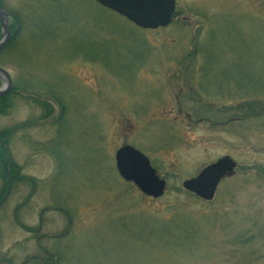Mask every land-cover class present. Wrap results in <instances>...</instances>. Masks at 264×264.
Listing matches in <instances>:
<instances>
[{
	"label": "rangeland",
	"instance_id": "rangeland-1",
	"mask_svg": "<svg viewBox=\"0 0 264 264\" xmlns=\"http://www.w3.org/2000/svg\"><path fill=\"white\" fill-rule=\"evenodd\" d=\"M176 1L169 26L144 29L96 0H4L12 37L23 27L0 66L54 111L21 97L0 119L36 122L11 145L29 179L0 211L2 264H264V113L213 126L186 96L226 119L264 102V0ZM126 144L166 180L162 197L119 175ZM227 155L238 166L213 200L184 192Z\"/></svg>",
	"mask_w": 264,
	"mask_h": 264
},
{
	"label": "water",
	"instance_id": "water-1",
	"mask_svg": "<svg viewBox=\"0 0 264 264\" xmlns=\"http://www.w3.org/2000/svg\"><path fill=\"white\" fill-rule=\"evenodd\" d=\"M101 5L124 16L144 29L166 27L173 21L176 0H96ZM2 37L0 51L10 41L9 13L0 9ZM0 76L4 80L0 87V97L13 86L9 70L0 66ZM115 165L120 176L132 182L143 194L154 198L162 197L166 190V180L161 178L149 157L133 145L126 144L115 152ZM237 162L230 156H223L203 167L195 176L182 182L184 189L204 200L214 199L219 183L232 175Z\"/></svg>",
	"mask_w": 264,
	"mask_h": 264
},
{
	"label": "trees",
	"instance_id": "trees-1",
	"mask_svg": "<svg viewBox=\"0 0 264 264\" xmlns=\"http://www.w3.org/2000/svg\"><path fill=\"white\" fill-rule=\"evenodd\" d=\"M0 9H7L4 3V0H0ZM9 12V11H8ZM11 14V12H9ZM177 14V12H176ZM175 14V15H176ZM13 18L18 19V15L11 14ZM23 27L22 21L20 20V27L18 32L14 33L13 31V37L11 40L3 47V49L0 51V56L6 51V49L15 41L16 35L18 37L21 28ZM12 30V27L10 26V31ZM2 37V26L0 23V39ZM1 64V63H0ZM2 77L0 76V86L2 84ZM29 83L25 80H13V86L11 90L6 93L5 95L0 97V119L2 117H5L10 114L11 110L13 109V106L15 105V101L17 98L24 97L26 100H35L36 102L40 103L44 107V114L42 117H50V115L53 114L54 107L53 104L49 101H41L40 99L34 98L32 93L28 91ZM198 95L199 104H196V106H193L192 110L194 109V115L195 117H198L200 119H209L211 120V125H217V123L225 122L226 120L228 122H232V120H246L250 117H255L258 115H261L264 113V102L261 100H253L250 101L251 103L242 105V108L244 109L243 117H239V119L235 116L224 117L223 115L217 113V110L219 109L216 107V103H209L207 101H204V98L200 92L195 91V87H190L187 89V99L192 100L193 98H196ZM56 99V98H55ZM57 100V99H56ZM57 102V101H56ZM216 111V112H215ZM241 118V119H240ZM56 120V118H55ZM224 120V121H223ZM242 120V121H244ZM60 122V121H59ZM34 119H27L21 122H17L14 124H10L7 126L0 125V211L5 204L6 200L8 199L10 193L13 190V187L17 183H26L28 181L29 177L22 172V166L19 165L13 154L11 145L13 142V137L16 133L19 131L26 130L27 128H30L35 124ZM227 123V122H226ZM31 183V182H30ZM35 189V188H34ZM183 192V191H182ZM187 194H192L188 191H184ZM194 195V194H192ZM24 226V225H22ZM37 229H31V227L26 226V231L35 232ZM7 260L5 257L0 258V264H2L3 261ZM33 261H36L34 257L28 256L24 261H22L21 264H30ZM37 264H54L53 259L49 256L47 259H42V261H38Z\"/></svg>",
	"mask_w": 264,
	"mask_h": 264
}]
</instances>
